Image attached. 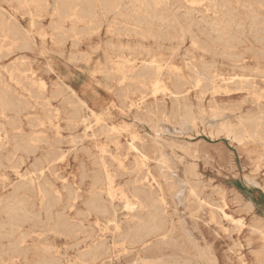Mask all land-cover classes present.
<instances>
[{"label": "rangeland", "instance_id": "obj_1", "mask_svg": "<svg viewBox=\"0 0 264 264\" xmlns=\"http://www.w3.org/2000/svg\"><path fill=\"white\" fill-rule=\"evenodd\" d=\"M84 8L73 0L62 14L61 0H0V21L29 37L23 47L0 29V81L21 102L0 114V222L15 188L32 190L31 215L14 224L13 237L0 239V264H35L42 256L56 264H264V73L255 72L264 58L252 31L225 54L207 43L208 22L218 14L207 1L190 9L193 36L173 30L168 39L129 25L127 0L111 10L93 0L89 16ZM151 58L162 64L171 91L180 85L177 97L155 93L137 76ZM203 62L249 82H212L195 73ZM247 115L257 134L244 133L240 119ZM222 128L235 136L217 134ZM132 140L145 158L130 148ZM38 188L61 195L59 203L48 206ZM134 188L154 196L167 229L144 243L127 236L142 213L138 204L125 207L123 196L133 199ZM91 196L107 212L92 209ZM58 216L74 231L58 226Z\"/></svg>", "mask_w": 264, "mask_h": 264}, {"label": "bare ground", "instance_id": "obj_2", "mask_svg": "<svg viewBox=\"0 0 264 264\" xmlns=\"http://www.w3.org/2000/svg\"><path fill=\"white\" fill-rule=\"evenodd\" d=\"M39 1V0H32ZM62 1V14H65L66 7L73 0H61ZM93 0H83L85 4L84 13L86 15H91V3ZM102 6L106 10H111L119 4L122 0H100ZM180 1L182 5L174 6L170 4V0H127L128 11L125 14L127 22L131 26H136L139 28L143 36L156 37L158 39H168V33L170 31L176 30L180 35L189 34L193 36L191 30V23L189 18L190 9L195 7V4L200 3L201 1H207V5L212 7L215 17L213 21L208 22L209 24V33L207 34V43L208 45H218L221 48L222 52L225 54H232L234 49L241 41L242 32H245L246 29L252 31V35L257 42H259L258 52L264 58V0H175ZM185 7L184 14H181L180 8ZM2 8V7H1ZM206 24V23H205ZM178 28V29H177ZM1 31L5 30V37L18 40L21 46L25 47L29 43V37L25 33H22L15 26H5L4 20L0 21ZM179 30V31H178ZM33 37V36H32ZM139 71L137 76L141 78H146L150 80V87L152 90L157 92H166L170 91L171 94H177L180 92V85L176 84L175 91H171L166 83L163 81L161 76H163V67L159 60L156 58L142 60V63L139 66ZM256 73H264L263 70L260 72L255 70ZM197 75L203 77L211 78V81L221 80V81H230L229 83H242L249 82L247 77L241 75L240 73H232L227 77L223 76L221 73H218L210 67V65L205 62L202 63V72L199 74L197 70L195 71ZM177 81H180L179 74H174ZM199 81L197 80V85L199 86ZM32 82V81H31ZM33 85V83H31ZM38 91L43 95L45 93L44 83L39 81L36 83ZM17 100V99H16ZM21 102L15 104L12 97L6 89V86L0 81V114L4 115L6 111L12 110L15 107H20ZM93 113V112H92ZM99 115V114H98ZM73 121H75L76 112H73L71 116ZM102 117V116H101ZM82 119V116L80 117ZM79 118V119H80ZM98 119V118H97ZM38 124L43 125L44 120L38 119ZM84 120V119H83ZM241 125L244 129V133L248 134H257L254 129H258V123L252 115H247L240 119ZM224 133L227 136L234 135L235 132L232 128H222L218 133ZM36 139H39L36 137ZM131 149H134L139 152L140 156L145 158L146 155L142 151L138 150L134 141L132 140L129 143ZM18 149L25 151L26 153L34 152L35 146L26 144V145H17ZM233 161V160H232ZM228 163V162H227ZM42 161L38 163V171L41 170ZM221 166V165H220ZM231 169V168H230ZM235 171V170H234ZM246 178V177H245ZM248 179V178H246ZM99 180L96 176L95 181ZM106 188V192L109 196L115 194L113 187V180L111 179L110 174L106 171L103 180ZM251 182V181H250ZM258 185V184H257ZM263 188V187H261ZM26 189V191L21 193L19 190ZM192 190V189H191ZM264 190V188H263ZM32 191L29 187H17L10 195L9 199L5 201L3 205V212L6 216L4 222H0V239H2L7 234L10 237L14 236L15 225L18 222H21L24 218H28L31 215L30 205L28 202L27 194ZM38 191L43 194L45 202L50 207H55L61 198V195L54 194L52 189L49 188H38ZM194 194V193H193ZM133 199H130L128 196L124 195L125 207L127 209H134V204L139 205V209L142 213L139 214L138 219L136 220L133 227L127 232V236L132 240L136 239L140 243L146 242L148 238L157 237L158 235L164 234L166 232V224L162 215L159 212L158 206L154 202L152 194L146 192L144 189L134 188L131 195ZM157 203H161V200ZM92 209H96L101 213L107 212V209L101 204V201L97 196H91L87 203ZM231 220L235 223H240V220ZM57 224L61 228H65L66 232H73L74 225L68 223L66 219H63L61 216L57 218ZM8 226V230L5 229V226ZM260 231V230H259ZM1 246V244H0ZM11 251H16L18 248V241L14 240L10 243ZM93 249L87 251L83 255L93 254L94 251H97L96 246L92 247ZM94 256V255H93ZM158 258V257H157ZM160 259V256H159ZM163 264H166L163 259H160ZM159 260V261H160ZM35 264H56L54 259L47 256H42ZM168 264H190L186 260L183 262H173L171 261Z\"/></svg>", "mask_w": 264, "mask_h": 264}]
</instances>
